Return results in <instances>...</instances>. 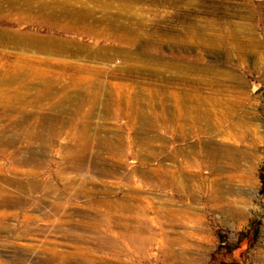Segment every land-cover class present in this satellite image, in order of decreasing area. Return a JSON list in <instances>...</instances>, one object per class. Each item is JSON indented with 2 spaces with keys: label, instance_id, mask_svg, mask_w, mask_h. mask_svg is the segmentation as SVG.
Returning a JSON list of instances; mask_svg holds the SVG:
<instances>
[{
  "label": "rangeland",
  "instance_id": "obj_1",
  "mask_svg": "<svg viewBox=\"0 0 264 264\" xmlns=\"http://www.w3.org/2000/svg\"><path fill=\"white\" fill-rule=\"evenodd\" d=\"M10 1L0 0V28L8 29L5 32L6 42L0 41L1 62L5 60L1 53L5 52L11 55L9 62L13 64L18 62L16 56L20 54L33 56L35 60L31 63L32 67L52 68L53 72L66 67L69 69L67 72L80 76L84 81L93 78L97 84L100 82V87H98L99 85L92 89L82 87L84 91L82 88L75 90L65 98H62L63 94L58 91L49 97H39L41 100H38L36 99L37 95L43 86L41 79H31L28 76L24 77L27 78L24 81H22L23 78L12 83L8 81L0 83V87H7L8 91L10 88L8 95L0 93V136H4V138L12 135L19 137L22 129H28L32 125H36L42 135L44 130L46 132H44L45 138L43 135L42 141L27 142L19 139L23 144L17 143L19 147L21 144H28L31 149L40 150L38 153L41 155V162L39 160L31 163V161L25 162L22 159L15 162L10 151L19 147H10L7 153L6 147L0 144L1 172L17 182V185L9 186L10 191L15 196L27 199L22 209L7 207L6 211V207L0 208L7 213H12L7 218L6 227L0 230V264L3 262L38 264L40 260L42 262L49 254L47 249L51 245L49 239L53 242L52 245L56 252L74 253L73 261L76 264H94L95 261L92 260V257L100 260L101 264H209L215 254L233 253L232 251L236 257L239 255L240 257L237 258H240L245 264H264V186L260 178L261 173H264V0H142L140 2H134V0H70L72 7L76 9L86 7L92 11L82 13L81 17L85 18L84 22L93 25L96 33L87 32L82 27L77 29L71 24L65 25V21L69 22L71 18L74 20L76 16L80 17V13H75V17L71 15L69 20L60 18L62 23L53 25L31 13L24 15L17 10L10 12L12 4ZM105 3L104 9L101 5H105ZM127 3L131 5V8L126 6L124 10L123 4ZM210 18L218 20L217 28L235 36L229 41L230 43L234 40L244 43L254 39L260 44L249 45L246 42L245 52L240 53L231 45L227 46L231 49L228 51L226 47L202 48L195 42L178 45L174 41H170L171 37L185 36L193 23L200 25L202 19ZM197 22L199 23L197 24ZM10 32L13 34L11 35ZM16 35L18 37L27 35L26 38L30 39V43L19 45L10 42V39ZM52 36L68 44L65 52L52 51V48L49 47L51 43L49 42L48 45L41 39L42 37L52 38ZM26 38L25 41H28ZM35 38L38 39L37 43L33 42ZM124 39L134 41L125 42ZM233 42L232 44H234ZM32 43L34 45H31ZM79 45L103 47L109 50L104 52L100 58L95 59V57H89L88 53H83L84 50L81 51ZM44 46L47 49L42 48ZM252 47L256 49H250ZM114 50L120 52L115 54ZM148 51H154L156 57L153 61L137 59L141 53ZM42 59H48V61L41 63ZM187 62H196L200 67L210 65L213 73L209 75L201 69L185 73L175 68L176 65L187 64ZM138 66H144L148 71L160 70L164 75H152L149 74L150 72L147 73V70L146 73L139 74L134 71ZM88 68L100 69L103 72L99 75H92V71H89ZM74 69L77 71L75 72ZM54 73L57 74V72ZM49 75L51 77L53 74ZM198 77L213 81V85L198 84L204 95H210L220 102H223V98L224 101L233 98L232 102L241 104L237 107L235 118L240 120L239 118L242 117L240 113L247 112L243 118L247 125L245 137L241 136L242 130L239 128L227 130L231 119L216 129L203 128L200 123L199 129L195 127L197 131L194 133L182 134L174 126L157 128L151 123H154V115L163 112L161 106L151 109L145 104L142 106L141 103L133 107L126 104L130 99H133L128 95L135 96V92L139 89L145 90L144 92L147 94L156 91L155 98L159 102L164 97L168 98L167 105L170 103L168 112L172 116L177 113L176 100L172 93L184 91L185 88H191V85L197 86L195 83L199 79ZM20 85L23 86V93H21L20 99H15L12 91ZM58 86L60 87V85ZM120 89L124 92L119 93ZM96 93L101 95L98 96ZM145 96L146 94L142 95V97ZM90 99L92 100L90 101ZM6 104L9 107L6 108ZM9 104H22L25 115L21 116L18 109ZM108 104L112 105L115 110L107 108ZM136 108H140V110L138 109V111ZM221 115L220 112L219 114L215 113L211 118H221ZM21 118L25 120H23L24 123ZM19 120L22 122L21 126L25 128H17L19 126L16 122ZM48 127H59L63 129V132L60 135L50 136L47 141V137L51 134ZM183 128L188 131L190 127L184 125ZM183 128L179 127V129ZM81 131L86 134L85 142H88L90 147L92 146L91 154L86 156L84 162L76 163V168L70 169L66 158L77 142L74 138ZM117 139L126 142L128 152L125 155L111 157L103 147L106 142H111V140L116 142ZM145 141L151 144L152 150L156 151H153L150 158L145 156V146H143ZM92 144H95L96 148ZM219 146L223 147V150H218ZM210 148L214 151L216 149V153H218L215 165L203 163L200 160V155H206V150H211ZM138 150H141L144 156L138 155ZM217 150H221V153ZM29 153L22 152L19 154V158ZM101 163H108L110 166L113 163L117 166L116 174H112L113 176L102 174L98 169ZM118 165L122 167L120 166V168ZM161 165L167 167L170 172L179 175L182 183L181 188L150 185L139 172L134 171L138 168L140 171H150ZM118 168L120 169L118 170ZM180 171L187 172V176L185 173L179 174ZM212 172L214 173L211 177L212 181L203 179L195 182V184L201 183L195 191L199 195V204L205 208L216 204L218 200L212 199V195L218 196L219 193L214 194L217 191L212 188L217 183H221L223 184L221 191L223 196L235 195L237 197L236 206H242L252 212L250 221L243 227L210 226L203 230L186 227L188 225L185 221L186 217L183 223L180 221L171 222L164 211L185 209L189 205L188 194L195 189L193 182L195 175L208 176ZM229 173H241V176L237 175L233 179ZM33 179L40 180L41 183L46 181L52 183L57 189L45 193L41 186L34 187ZM213 183L214 185L211 186ZM30 184H33L32 187ZM58 192L63 194H61L63 198L58 196ZM128 198L133 199V202L149 201L150 204L145 214L154 225L153 230L156 235L152 239L185 240L190 256L181 260L172 258L161 247V241H155L148 249L149 254H147L148 252L136 254L101 252L94 256L78 249L77 246L81 242L77 244L66 240L85 239L73 238L76 237L75 235L87 236L88 239H103L97 237V234L89 229V226L92 225L97 228L101 226L103 234L108 232L109 235H113L118 232L111 226L108 229L105 223L90 221L84 213L90 214L92 210L100 208V210H104V206L96 205L99 200L126 203ZM231 200L233 199H229V201ZM54 204L68 208L63 216L60 213L55 218L60 223L67 220L69 225L73 224L72 229L68 231L72 232L71 237L64 236L63 229H59L61 230L58 231L59 233L55 231L52 234L51 231H46L50 230L53 225L51 224L53 217L48 219L47 214ZM158 210L164 213L157 215ZM24 215L30 216L29 220H23ZM194 230L197 231V234L191 233L186 239L185 235L194 232ZM218 230L221 232L220 236L217 234ZM201 234L205 235L204 239H199ZM213 234L216 235L215 238H213ZM113 239L122 238L113 237ZM172 247L178 249L180 245ZM231 253L229 256H233Z\"/></svg>",
  "mask_w": 264,
  "mask_h": 264
},
{
  "label": "bare ground",
  "instance_id": "obj_2",
  "mask_svg": "<svg viewBox=\"0 0 264 264\" xmlns=\"http://www.w3.org/2000/svg\"><path fill=\"white\" fill-rule=\"evenodd\" d=\"M135 1L136 2H140L142 0H134V2ZM10 2L12 3L11 4V8H10L11 9L10 12H14V11L17 10L19 13L21 12V14L23 13L24 15H25V13H28V14L31 13V14H33V16L36 15V16L40 17L42 20L47 21L49 23H52L53 25H60L62 23L60 18H64V19L69 20V18H71V15H74V17H75L76 16L75 13H80L81 14L80 17L76 16L74 18V20L71 18L69 20V22L65 21L67 23V24L65 23V25H70L71 24L72 27H77V29L82 27L87 32L88 31L92 32V33L95 32V29H94L93 25L84 22L85 18L81 17L82 13H84V12H88L89 13V12H92V11L90 9L88 10V8H86V7L85 8L76 9L75 7H72V4L70 3V0H11ZM172 3L175 4V2H172ZM128 4L129 3L123 4V9L124 10L126 9V6H130V8H131V5H128ZM130 4H132V3H130ZM101 6L102 7L106 6V3H105V5L102 4ZM104 9H105V7H104ZM143 9H145V8H143ZM30 16H32V15H30ZM33 16H32V18H33ZM201 22L202 23L200 25H196V24L193 23L191 25L189 31L187 32V34L185 36L180 35V36H183V37H180V36L171 37L170 41H174L178 45H182L185 42H195L198 45H200L202 48L209 47V48H212V49H217V48L226 47V48H228V51H230L231 49H229V47H227V46L231 45V46H233L234 49H236L240 53H244L245 52V50H246L245 49L246 42L249 45H257V43H259V42L255 41L254 39H250V40H248V41H246L244 43H242V41H240V40H234V42L232 41L234 44H232V42L230 43L229 41L231 39L235 38V36L231 35V33H229L228 31L225 33L224 30H221L220 28H217V25L219 24L218 20H216L215 18H210V19H202ZM198 23L199 22H197V24ZM6 30H8V29H1L0 28V37H1L0 41L2 43L5 41V36H6L5 32H7ZM17 33H19V32H17ZM10 34H11V32H10ZM12 34H13V32H12ZM22 34H24V33H22ZM36 36H38V35H36ZM40 36H38V37H40ZM26 37H27V35H26ZM26 37L25 36L18 37L16 35V36L13 37V39H10L11 40L10 42H12L14 44H19V45H23V44H26V43L29 44L30 43L29 42L30 39H28ZM25 38L28 41H25ZM41 39H42V41H44V43L45 42L48 43V45H49V42H50L51 45H49V47H51L52 51H54V52L63 53V51L65 52V50H67L68 44L63 42V41L58 40L59 38L55 39L52 36V38L51 37H49V38L42 37ZM35 40L34 41L31 40V41L37 43L38 39L35 38ZM124 40H126L125 42H131V41L133 42L134 41V40H129V39H124ZM39 42H40V40H39ZM31 45H34V43H32ZM42 48H45V46L42 47ZM79 48H81V51L84 50L83 53L86 52V53H88L89 57H95V59L96 58H100L101 56L104 55V52L109 50V49L103 48V47L95 48V47H88L86 45H79ZM253 48L254 47H252L250 49H253ZM45 49H47V48H45ZM48 49H50V48H48ZM254 49H256V48H254ZM117 50H114L115 54H116V52L117 53L120 52V51H117ZM151 51H148V52H145V53H141L139 56H137V59L145 60V61H153L155 59V57H156L155 53H154L155 50L153 52H151ZM229 53H231V52H229ZM1 56L5 60L3 62L0 61V83L4 82V81H8V82L12 83V82L16 81L17 79H23L24 77H28V76L31 77V79L32 78L41 79L43 86L41 88V92L38 93V98L41 97V96L42 97H47L49 95L57 93L58 91L59 92L61 91V93L63 95L67 96L69 93H71V92H73L75 90H79V89L81 90L82 87L84 89H92L93 87H96L97 85L100 84V82H99V84H97V82L93 78L92 79H86V81H84V79H82L80 76H75L74 74H71L72 73L71 71H70L71 73L67 72L69 69L66 68V67L61 68L60 71H54V72H57V74H55L53 72L52 68H39V67L35 68V67H32L31 63L35 60V58L33 56H27V55L20 54V55L16 56V58L18 59L17 60L18 62L15 63V64L9 62V58H10L9 56H11V55L8 52L1 53ZM256 58H259V57H256ZM46 61H48V59H42L40 62L43 63V62H46ZM176 66L177 67H175V68L180 70V72H185V73H188L187 71H190V70H195L196 71L198 69H201L202 71L206 72L209 75H210V73L211 74L213 73L212 66L204 65V67H200L199 64H196V62H187V64H183V65L182 64H178ZM88 70L92 71V73H93L92 75H99V74H101L103 72L100 69H89L88 68ZM146 70H147V73L150 72L149 74H152V75L163 74V72H161L160 70L148 71V69L144 68V66H138V67H136V69H134V71H136L139 74L146 73ZM74 71L76 72L77 69H74ZM50 73L53 74L51 77H49ZM26 79L27 78H24L22 81H24ZM64 79H66V81L63 82ZM187 84H189V83H187ZM198 84L213 85V81L210 80V79L202 77V78L197 79V81L195 83V85H197V86H192L191 85L190 86L191 88H185L184 91H175V92H173L172 95L175 96V100H176V107L175 108H176L177 113L172 115V116H170L169 115L170 112H168V106L170 104L169 103L167 105L168 98L164 97L159 102L157 100V98H155V95L157 93L156 91H152L151 93L147 94V93L144 92L145 90L141 91L139 89L138 91L135 92V94H134L135 96H131L130 97L128 95L129 98H133L132 99L133 101L130 99V101L127 102L126 104L128 106H130V107L131 106L133 107V106L141 103L142 106L145 104L146 106H149L151 109L152 108H156L157 109V107L161 106L163 108V112H161L159 115L158 114L154 115L155 116L154 117V119H155L154 123H151L154 127H157V128H161L163 126L164 127H173L174 126L182 134H185L186 132L194 133V132L197 131L195 127H198V129H199V127H200L199 124L200 123L202 124L203 128L216 129V128L219 127V125H223V124H225L226 121L231 119L230 120L231 121L230 125L227 126L228 127L227 130H232V129L237 130L236 128H239L240 130H242V133H240L241 136H244L245 132H247L246 131V126L247 125H246V122H244L243 118H245L247 112L243 111L242 113H240L241 116H242L241 117L242 119L239 118L240 120H238L237 118H235V114H237V107L241 106V104L238 103V102L237 103L232 102L231 100L233 98L231 100L228 99L226 101H224V98H223V102L216 101L217 100L216 98H215L216 99L215 100L210 95H204V93H202V91L200 90V87L198 86ZM58 85H60V87ZM98 87H100V85ZM103 88H104V85H103ZM84 89L82 91H84ZM120 90H118L119 93L124 92L122 89H120ZM9 91H10V88H9ZM9 91H8L7 87L6 88L5 87H0V93L1 94L3 93V94H7L8 95ZM98 91H100V90L98 89ZM12 93H13V97H15V99H20L21 98V93H23V86L20 85V86L15 87V89L12 91ZM145 94H146V96L142 97V95H145ZM100 95H98V96H100ZM102 95L104 96L105 94H102ZM120 95H122V94H120ZM111 96H112V94H111ZM91 98H93V97H91ZM145 101H147V102H145ZM5 102H6V100L4 101V103ZM9 105L11 107H13V108L18 109V112H19V114L21 116L25 115V113L23 112L24 111V106H22V104H19V105L9 104ZM114 106H116V105H114ZM5 107L7 108L9 106L6 104ZM90 107H91V105H90ZM107 108H109V109L112 108L113 109L112 105H110V104L107 105ZM162 108H161V110H162ZM138 109L140 110V108H138ZM142 109L143 108L141 107V110ZM113 110H115V109H113ZM143 111L144 110H142V112ZM219 112L222 114L221 118H216V119H212L211 118L212 115H215V113L219 114ZM120 114H121V112H120ZM144 115H146V114H144ZM135 116H136V114H135ZM137 117H139V116H137ZM232 118H235V119H232ZM23 120L24 119H22V122L24 123L25 120L24 121ZM83 121H85V120H83ZM22 122L20 120L16 122V123H18V126H19L17 128H20V129L25 128L24 126H21ZM151 122H152V120H151ZM183 123H184V125H189L190 128H188V131H186L185 128H183L184 127ZM77 124H79V123H77ZM40 126H42V125L40 124ZM40 126H38V127H40ZM179 127L183 128V129H179ZM251 127H253V126L251 125ZM41 128H44V127H41ZM48 128H49L48 131H49V133L51 132V134L49 135V137H47V139H46L47 141H48V138L50 139V136H55V134L56 135H60V133L63 132V129L59 128V127H48ZM84 131H81L80 133H78L75 138L73 137L75 135L71 136L74 139H76L77 142H76L75 146L72 148L71 153L68 156L66 155L67 156L66 160L69 163L68 167L70 169L76 168L75 167L76 163L85 160L86 156H88L90 151H91L90 149L92 148V146L90 147L89 143L85 142L86 140H84L85 135H86L85 134L86 131L85 132ZM44 132H45V130L43 131V135H44V138H45ZM235 132H234V134H236ZM238 132H239V130H238ZM74 134H76V133H74ZM182 134H181V136H183ZM43 135L41 134V131H39V129H37L36 125L35 126L32 125L28 129H22V132L19 135V137H17V136L15 137V136L12 135V136H9L7 138H4V136H0V144L2 146L6 147V149H7L6 151L8 153L10 147H19V146H17V143L21 142L19 139H21L22 141L25 140L27 142L28 141L31 142V140H35V141L37 140V142H39L40 140L42 141V139H44ZM252 135H254V134H252ZM121 136H123V135H121ZM108 138L112 139L110 137H108ZM95 141H96V139H95ZM103 141H104V139H103ZM116 142H114L112 140H111V142L108 141V142H106V145L103 147V148H106L107 153L110 154L111 157H118V156H121V155H125L128 152L127 149H126V147H127L126 146V142L124 140L120 139V140H118ZM22 144L19 147V148L22 147V149L15 148L14 150H12V152L10 151V153L12 155V156L11 155L10 156L13 158V160L15 162L16 161L18 162L21 159H22V161H25V162L26 161H31V163H32V161L38 162L39 160L41 162V155L38 153L40 150H38V151L37 150H33V149H31V147L28 144L27 145H22ZM25 144H26V142H25ZM94 145H93V147H94ZM100 146L102 147V145H100ZM143 146H145L144 151L146 153V155H145L146 158H150V156L152 155L153 151L156 152L155 150H152L153 147L147 141L144 142ZM219 147L220 148H218V150L219 149L223 150V147H221V146H219ZM94 148H96V147H94ZM218 150H217V152L221 151V150L220 151H218ZM175 151L177 152V150H175ZM179 151H181V150H179ZM206 151H207L206 155L200 153L201 154L200 155L201 162H203V163H211L212 165H215L216 164V159L218 157V153H216V149H215V151L212 150V149L211 150L208 149ZM22 152H25L26 154L29 153V152L30 153L28 155L24 154L23 156H21L19 158V154H21ZM142 153L143 152L141 150L137 151L138 155H143ZM229 156H230V152H229ZM106 162H108V161H106ZM102 163L100 164L99 168L97 166L98 164L96 165L97 166L96 168H98L102 174H104V175L116 174L115 172L117 170V166L113 165V163H112L114 168L116 167V169H114L112 165L110 166V165H108V163L107 164L104 163L105 164L104 165ZM79 168H80V166H79ZM120 168H118V170ZM94 169H95V167H94ZM99 170H98V172H99ZM72 171L74 172V170H72ZM75 171H76V169H75ZM134 171L139 172V174L143 178H145L147 183H149L150 185L159 186V187H168V186L177 187V188H181L182 187V183L180 182L179 175H176L175 173L170 172L168 170V168L163 166V165H161L159 167H156V168H153L150 171L149 170L140 171L139 168L138 169H134ZM79 183H81V182H79ZM33 184L35 185L34 187H38V186L40 187L41 186L45 190V193L52 192V191L57 189L55 187V185L53 186L52 183H48L47 181L41 183L40 180H34ZM33 184H30L31 187H32ZM12 185L13 186L17 185V182L15 181V179L13 181V179L11 180V178L9 179L7 176H5L1 172V167H0V208L3 209L4 207H6L5 208L6 211H7V207H10V208L15 207L16 209L17 208L18 209H22L24 204L26 203V200H27V199L25 200L23 197H19L17 195L16 196L13 195L11 193V191H10V188H9V186H12ZM61 194H60V192H58V196L63 198L62 197L63 194L62 195ZM74 194H75V192H74ZM128 199L129 200H128V202L126 201V203L119 202V201H117V202H112V201L103 202L102 200H99V201L97 200L99 203L96 204V205L100 204V205L104 206L105 209L104 210L103 209L100 210L101 209L100 208L99 209L100 211L97 210V209H94L95 211L92 210V212L90 214H88L87 212L84 213L86 215V217L89 218L90 221H93V222H96V223H100V222L101 223H105L108 226V229H109V226H111L113 229H117L118 232H116L115 234L109 235L108 232L103 234V233H101V226H100V228H97L95 225H92V226H89V229H92V231H94V233L97 234V237L99 236V238H103V239H88L87 236H86L87 237V239H86L85 236L75 235L76 237H73V238H77L78 237V238H85V239H66V240L73 241L72 243H77V244L81 242L82 245H81V243L78 244V246H77L78 249H80V251H84V253H87L89 255H94V256H95L96 253H101V252H104V253H115V254H119V253H122V252L123 253L124 252L135 253V254L136 253L148 252L147 254H149V250L148 249L155 243V241L156 242L157 241H161V247H163V249L166 251V253L169 256H171L172 258L174 257L177 260H181V259H185V257H189L190 256L189 248H188L185 240H182V239H152L153 236L156 235V234H154V230H153V226L154 225H153L152 221L149 220V218L145 214L146 211L148 210V207H149V204H150L149 201L145 200V201H142V202L141 201L140 202H133L134 201L133 199H131V198H128ZM58 205H61V204H58ZM96 205H93V206H96ZM2 209L0 210V230H3L6 227L7 218H8V216L10 217L12 215V213L11 214H10V212L7 213L5 210L3 211ZM50 209L51 210H50V212L48 211L47 218L51 219L53 217L52 220H51L52 221L51 224H53V225H52V228L50 230L47 229L46 231H49V232L51 231L50 233L52 234V232H55V231L58 232V231H61L59 229H63L65 231L63 235L66 236V237H71L73 234H71L72 232L69 233L68 231H70L72 229V225L73 224L69 225L70 223L67 220H65L64 223H60L58 221V219L55 218L56 216L58 217V215H60V213H62V216H63V213H66L68 211V208L64 207V206L62 208V206H56L54 204ZM122 213H124V214H122ZM162 213H164V212L158 210L157 215L158 214L162 215ZM29 218H30V216L24 215V219L23 220L27 221V220H29ZM79 225H81V224H79ZM102 226H104V225H102ZM112 228H110V229H112ZM42 231H44V230H42ZM82 232H84V231H82ZM46 233H48V232H46ZM162 233H163V231H162ZM112 236L113 237L122 238V239H113ZM49 242H50L51 245H49L48 248L46 247L48 249V251H49L48 252L49 254H47L46 258L43 259L42 262H41V260L38 261V264H76L73 261L75 259L74 253L73 254H69L67 252H61V251L60 252H56L54 247H53V245H52L53 242L51 241V239H49ZM173 245H180V248H178V249L173 248L172 247ZM75 251H79V250H75ZM86 259L87 258L85 257V260ZM92 260L95 261L94 264H101V261L97 260L96 258L92 257ZM103 261H105V260H103ZM89 262H91V261L89 260ZM2 264H9V263L8 262H3Z\"/></svg>",
  "mask_w": 264,
  "mask_h": 264
},
{
  "label": "crops",
  "instance_id": "obj_3",
  "mask_svg": "<svg viewBox=\"0 0 264 264\" xmlns=\"http://www.w3.org/2000/svg\"><path fill=\"white\" fill-rule=\"evenodd\" d=\"M38 96V95H37ZM42 97V96H41ZM49 97V96H47ZM45 98V97H44ZM62 98H65V95H63ZM38 100H41L40 98H36ZM84 101V100H83ZM91 101V99H90ZM235 160V159H234ZM237 169V168H236ZM231 171V170H228ZM233 171H240V170H233ZM179 174L185 173L184 175L187 176V172L180 171ZM214 173H209L208 176H205L203 174H197L195 175L193 182L195 189L192 190V192H189L188 194V201L189 205L185 209H172L171 212L164 211L166 213V217L170 218L171 222L180 221L181 223L184 222V218L186 217L185 221L188 225L186 227L188 228H195L198 229H205L207 227H214V226H222V227H243L245 226L251 219L252 212L250 210L245 209L242 206H236V196H223L221 191L223 188V184L217 183V185H214V183L211 185H214V188L212 190H216V193H219V195H212V199H214L216 204L211 205V207H203L201 204H199V195H197L196 187L200 186L201 183L195 184L196 180H211V177H213ZM241 174V173H240ZM239 173H229L230 177L235 179L237 175L241 176ZM199 178H197V177ZM206 177V178H205ZM230 178V179H231ZM230 185V183H227ZM227 184H225L227 187ZM228 190V188H227ZM188 191V190H187ZM218 197V198H216ZM232 197V198H231ZM210 199L211 202L213 200ZM229 199H233L229 201ZM128 202V200H127ZM211 204V203H210ZM217 205V207H216ZM191 233H196L197 231L194 230V232H190L187 235H185V238L188 239L189 235ZM193 235V234H192ZM204 234H201L199 239H204ZM216 235L213 234V238H215Z\"/></svg>",
  "mask_w": 264,
  "mask_h": 264
},
{
  "label": "trees",
  "instance_id": "obj_4",
  "mask_svg": "<svg viewBox=\"0 0 264 264\" xmlns=\"http://www.w3.org/2000/svg\"><path fill=\"white\" fill-rule=\"evenodd\" d=\"M260 178H261V181L263 182V186H264V173L262 172L261 175H260ZM217 234L220 236L221 235V232L218 230L217 231ZM223 238V236H222ZM224 239V238H223ZM234 253V251H232ZM231 253V252H229ZM229 253H220V254H215L210 263L209 264H245L242 260H240V258H237V257H240L239 255L236 257V255H234L233 253V256H229Z\"/></svg>",
  "mask_w": 264,
  "mask_h": 264
}]
</instances>
